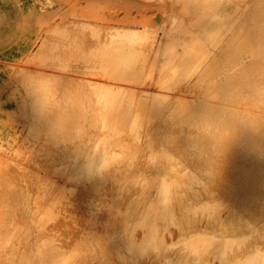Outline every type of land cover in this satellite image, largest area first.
Returning <instances> with one entry per match:
<instances>
[{"label":"rangeland","instance_id":"1","mask_svg":"<svg viewBox=\"0 0 264 264\" xmlns=\"http://www.w3.org/2000/svg\"><path fill=\"white\" fill-rule=\"evenodd\" d=\"M234 1L243 23L264 29V0ZM192 6L178 0H0V264H264V136L239 142L238 130L246 119L264 127V66L254 74L255 89L240 83L230 95L209 61L188 74L175 72L164 47L174 21L195 13ZM123 29L142 35L135 45L149 54L138 84L113 83L102 72L111 34ZM105 86L127 96L112 126L99 117ZM154 100L160 113L135 122L141 105ZM53 127L66 131L60 135ZM85 152H98L96 173L78 181L70 172Z\"/></svg>","mask_w":264,"mask_h":264},{"label":"bare ground","instance_id":"2","mask_svg":"<svg viewBox=\"0 0 264 264\" xmlns=\"http://www.w3.org/2000/svg\"><path fill=\"white\" fill-rule=\"evenodd\" d=\"M177 1V0H176ZM178 3L181 4H185V5H193L192 7L195 9V13L191 14L189 16H187V20H182V22L180 21H174L175 22V26L172 24V26H174V31H172V33L168 34V38L166 41V45H165V51L169 50V59L172 61L171 65L174 66V71H183L185 74H188L190 71H194L195 69H198L199 67H201L205 62H210V71L211 72H217L216 75H221L222 76V80L225 83V88L223 89V91H225V93H227L228 95L232 94L233 92H235L237 90V86H239V84L241 83L242 85H247L249 87L253 89H255L254 85L252 83L255 82L254 79V74L257 71L258 66L261 64L264 66V29H262V27L259 29V31H257L256 29H251L250 27L253 26V24L248 21V19H246L248 21L247 23H243L241 21V16L242 15H238V11L240 10V5H238L237 3H235L234 0H178ZM229 4L230 7H229ZM231 9V11L229 10ZM184 21V22H183ZM173 22V23H174ZM240 22V25H238V23ZM255 26V25H254ZM129 30L131 29H123L122 31L119 30L113 34H111V38L108 41V45L106 48V52L104 55V60L106 61V63L103 65V74H105L111 81H113V83H135L138 84L139 83V79L141 78L143 71H144V67L146 65V62L148 61V57L149 54L148 52H142L139 51L137 49V46L141 45V43H139V45H135L138 41H141L139 39V34L135 35V34H131L129 32ZM171 32V31H170ZM180 34V35H179ZM183 36L186 35L189 37V39H182V38H178V36ZM145 36V35H144ZM143 36V37H144ZM147 36V35H146ZM145 36V37H146ZM149 36V35H148ZM144 37V38H145ZM149 38V37H148ZM148 38L143 39V42L145 43L146 40H148ZM145 40V41H144ZM142 43V44H144ZM163 45V44H162ZM196 46H199L200 49L205 51H200L201 53L197 52L196 50L198 48H196ZM140 48V47H139ZM161 48V47H160ZM183 49V52H180L179 49ZM158 49L156 50V52H158ZM199 51V50H198ZM162 52V50H161ZM159 53V52H158ZM155 55H159V54H155ZM155 57V56H154ZM179 59V60H178ZM246 59H249V63L246 62ZM156 60V57L155 59ZM160 60V59H159ZM178 61V62H177ZM208 62V63H209ZM155 63V62H154ZM153 62L152 64L155 65ZM206 63V64H208ZM159 65V64H158ZM153 67V66H152ZM204 67V66H203ZM222 68V70H221ZM202 69V68H201ZM156 70V69H155ZM158 70V68H157ZM207 73V72H205ZM204 73V74H205ZM154 74V72H153ZM198 74V73H197ZM211 74V73H209ZM198 76V75H197ZM207 76V75H206ZM181 77V75H180ZM197 78V77H196ZM214 78V77H213ZM212 78V79H213ZM167 79V78H165ZM164 79V80H165ZM195 79V78H194ZM158 82V80H156ZM169 82V81H168ZM192 82V81H191ZM221 82H219L221 84ZM179 83V82H178ZM180 83L181 80H180ZM190 83V82H189ZM193 83V82H192ZM200 83V81H199ZM202 83V82H201ZM200 83V84H201ZM213 83V82H212ZM156 84V83H155ZM161 84V83H160ZM206 84V83H205ZM128 85V84H127ZM149 85V84H148ZM176 85V84H175ZM174 85V86H175ZM182 85V84H181ZM185 85V84H184ZM223 85V84H222ZM119 86V85H118ZM130 86V85H129ZM132 86V85H131ZM152 86V84H151ZM172 86V85H171ZM183 86V85H182ZM193 86V84H192ZM208 86V85H207ZM219 85L216 86V89ZM121 87V86H120ZM127 87V86H126ZM139 87V86H138ZM154 87V85L152 86V88ZM185 87V86H184ZM189 87V86H188ZM203 87V85H202ZM124 88V87H123ZM157 88V87H156ZM154 88V89H156ZM170 88V86H169ZM196 88V86H195ZM201 88V86H200ZM205 88V87H204ZM210 88V87H209ZM219 88V87H218ZM222 88V87H221ZM122 89V88H121ZM120 89V92H122ZM159 89V88H158ZM173 89V88H172ZM175 89V87H174ZM181 89V88H180ZM190 89V88H189ZM194 89V88H193ZM192 89V90H193ZM199 89V88H197ZM220 89V88H219ZM218 89V90H219ZM241 89V88H239ZM256 89H258L256 87ZM118 90V89H116ZM114 91L112 89V87H103V89L100 90V98L98 100V104L101 105V107L103 108V110L100 112L99 117L104 119V122L108 125L110 123L111 125V121H113L114 115L117 113V108L118 110L122 108V105H124V101L125 99H122L121 97H127L126 96V92H123V95H119L120 92L118 93V91ZM152 90V89H151ZM168 90V89H167ZM205 89H199V91H202ZM251 90V91H252ZM161 91V90H160ZM159 91V92H160ZM163 92L165 90H162ZM191 91V90H190ZM207 91V90H206ZM221 91V89H220ZM255 91V90H254ZM142 92V91H141ZM183 92V90H182ZM193 92V91H192ZM125 93V95H124ZM147 93V92H146ZM145 93V95H146ZM151 93V92H150ZM165 93H171V91L165 92ZM178 93V92H177ZM213 93H217V92H213ZM211 93V94H213ZM219 93V91H218ZM143 94V93H142ZM163 94V93H162ZM193 94V93H192ZM176 95V94H175ZM188 95V94H187ZM186 95V96H187ZM209 95V94H208ZM129 96V95H128ZM172 96V95H171ZM181 96V95H179ZM184 96V95H182ZM181 96V98H182ZM185 96V97H186ZM251 96V95H250ZM253 96V95H252ZM135 97V96H134ZM147 97V96H146ZM188 97V96H187ZM201 97V96H200ZM121 98V100H119ZM189 98H192L189 97ZM196 100V97H193ZM134 99V98H133ZM177 99V98H176ZM180 99V98H179ZM183 99V98H182ZM248 99V98H247ZM254 99V98H252ZM141 100V97H139V99H137V101ZM144 100V99H143ZM204 100V97L203 99ZM206 100V98H205ZM245 100V99H244ZM132 101V99H131ZM182 101V100H181ZM208 101V100H207ZM204 103V102H203ZM202 103V104H203ZM210 103V102H209ZM180 106V103H177ZM192 104V103H191ZM211 104V103H210ZM131 105V104H130ZM170 105V104H169ZM246 105V104H245ZM136 106V105H135ZM160 106V107H158ZM175 108L177 105H174ZM215 106V104H214ZM218 106V105H217ZM230 106V105H229ZM228 106V107H229ZM100 107V106H98ZM129 107V106H128ZM132 107V105H131ZM129 107V109L131 110L132 108ZM210 107V105H209ZM216 107V106H215ZM220 107V105H219ZM219 107H216L214 109H216L215 111H217V109H219ZM237 107V106H236ZM239 107V106H238ZM126 108V107H125ZM179 108V107H178ZM181 109V108H180ZM184 109V108H183ZM212 109V108H211ZM221 109V108H220ZM225 109V108H224ZM234 109V108H232ZM239 109V108H238ZM123 110V109H122ZM135 110V109H134ZM173 110V109H172ZM175 110V109H174ZM201 110V109H200ZM199 110V111H200ZM205 110V109H204ZM203 110V111H204ZM126 111V109H125ZM161 111V104L159 102V100H154L151 103H144L141 105V110L139 111L138 116L135 118V122H140L142 121L143 117L147 114L150 113L151 115H157L159 114ZM181 112V110H179ZM185 111V110H184ZM193 111V109H192ZM196 111V109H195ZM213 111V110H210ZM209 111V112H210ZM224 110H222L223 112ZM243 111V109H242ZM127 112V111H126ZM170 112V110H169ZM168 112V113H169ZM178 112V111H177ZM178 112V113H180ZM183 112V110H182ZM225 112V111H224ZM238 112V111H237ZM250 112V111H249ZM252 112V111H251ZM124 113V112H123ZM132 113V112H131ZM174 113V112H173ZM185 113V112H184ZM188 116L191 114V112H188ZM199 113V112H198ZM201 113V112H200ZM212 113V112H211ZM220 113V112H219ZM232 115V112H230ZM236 113V112H235ZM256 113V112H254ZM196 114V113H195ZM202 114V113H201ZM200 114V115H201ZM206 114V113H205ZM223 114V113H222ZM242 114H246V112L242 113ZM121 115V114H120ZM180 115V114H179ZM183 115V114H182ZM186 115V114H185ZM204 115V114H203ZM207 115V114H206ZM216 115V114H215ZM214 115V116H215ZM226 115V114H225ZM260 115H262L260 113ZM171 116V115H170ZM174 116V115H172ZM178 118V115H176ZM198 117V115H196ZM230 116V114H229ZM233 116V115H232ZM98 117V118H99ZM132 117V116H131ZM161 117V116H160ZM158 117V118H160ZM166 117V116H165ZM184 117V115L182 116ZM186 117V116H185ZM195 117V115H194ZM193 117V118H194ZM203 117V116H202ZM208 117V116H207ZM256 117V116H255ZM100 118V120H101ZM122 118V117H120ZM152 118V117H151ZM175 118V117H174ZM180 118V117H179ZM187 118V117H186ZM232 118V117H231ZM258 118V116H257ZM33 119V118H32ZM125 119V118H124ZM168 119V114H167V118H165V120ZM173 119V118H172ZM189 119V118H187ZM195 119V118H194ZM205 119V116H204ZM207 119V118H206ZM214 119H216V117H214ZM226 119V118H225ZM239 119V118H238ZM121 121V119H119ZM131 120V119H129ZM156 119H154L155 122ZM171 121V119H168ZM166 120V121H168ZM174 120V119H173ZM192 116H191V122L189 120L190 123H192ZM218 120V119H216ZM220 120V118H219ZM264 120V117L262 119V121ZM153 121V120H152ZM164 121V122H166ZM222 121V120H221ZM231 121V120H230ZM237 121V120H236ZM239 121V120H238ZM249 124H247V122ZM246 121H241L240 124H238V130H242V135H240L239 138V142H245L247 140H252L253 138V142H255L256 138L261 137L260 135L264 136V127L260 124V123H256L255 120H251V119H246ZM261 121V122H262ZM8 122V121H7ZM117 122V121H116ZM148 122V121H147ZM163 122V121H162ZM194 122V121H193ZM9 123V122H8ZM15 123V122H14ZM125 123V122H124ZM153 123V122H152ZM174 123V122H173ZM222 123V122H220ZM116 124V123H115ZM146 124V123H145ZM148 124H150L148 122ZM171 124V123H170ZM175 124V123H174ZM212 124V123H211ZM81 124H79L80 127ZM117 125V124H116ZM127 125V124H126ZM173 125V124H172ZM249 125V126H248ZM105 126V125H104ZM115 126V125H114ZM113 126V127H114ZM160 126V125H159ZM176 126V125H175ZM201 126L202 123H201ZM237 126V125H236ZM75 127H78L75 126ZM119 127V126H118ZM221 127V126H220ZM219 127V128H220ZM226 127V126H225ZM55 128V129H54ZM81 128H83L81 126ZM117 128V127H116ZM222 128V127H221ZM235 128V127H234ZM52 129H54V131L56 129H60L62 131V128H58V127H53ZM51 129V130H52ZM104 129V128H103ZM111 128H109V132ZM124 129V128H123ZM128 129V128H127ZM158 129V127H157ZM47 130V129H46ZM59 130V131H60ZM64 130V129H63ZM72 130V129H71ZM136 130V129H134ZM142 130V129H141ZM160 130V129H158ZM204 130V129H203ZM220 130H225V129H220ZM227 130V129H226ZM230 129H228L227 131H229ZM53 131V130H52ZM51 131V132H52ZM58 132V130L56 131L57 133H63L66 130L62 131V132ZM70 132V130L67 129V132ZM85 131V130H84ZM116 131V129H115ZM128 130H126L127 132ZM137 131V130H136ZM231 131V130H230ZM229 131V132H230ZM263 131V132H262ZM125 132V131H124ZM132 132H134L132 130ZM156 132V131H155ZM163 132V131H162ZM45 133V132H44ZM112 134L114 132H111ZM117 133H119L121 135V133L118 131ZM123 133V132H122ZM161 133V132H160ZM235 133V132H234ZM232 133V135L234 134ZM237 133V132H236ZM263 133V134H260ZM67 135L69 133H66ZM125 134V133H124ZM132 134V133H131ZM158 134V133H157ZM30 135V134H29ZM28 135V136H29ZM61 135V134H60ZM65 135V134H63ZM117 135V134H116ZM228 135V134H227ZM70 136V135H68ZM78 135L74 136L77 137ZM87 135H84V137ZM162 136V135H161ZM226 137V135H224ZM223 136V137H224ZM230 136V135H228ZM49 137V136H48ZM62 137V136H61ZM60 137V138H61ZM64 137V136H63ZM66 137V135H65ZM83 137V138H84ZM156 137V136H154ZM234 138L235 135L233 136ZM74 139L72 136L67 137V139ZM116 138V137H115ZM127 138V137H126ZM131 138V137H129ZM158 138V137H157ZM167 138V136H166ZM227 138V137H226ZM36 139H38L36 137ZM40 139V137H39ZM68 139V140H69ZM78 140V138H76ZM75 139V140H76ZM142 139V138H141ZM159 139V138H158ZM157 139V140H158ZM179 139V138H178ZM216 139V138H215ZM262 139V138H261ZM160 140V139H159ZM165 140V137H164ZM199 140V139H198ZM227 140V139H226ZM225 140V142H226ZM235 140V139H233ZM40 141V140H39ZM67 141V140H65ZM68 142V141H67ZM108 142V141H107ZM119 142V141H118ZM117 142V143H118ZM224 142V141H223ZM258 142V140H257ZM49 143V142H48ZM151 143V142H150ZM211 143V142H210ZM221 143V142H220ZM251 144V142H249ZM38 144V143H37ZM86 144V143H85ZM108 144V143H106ZM152 144V143H151ZM212 144V143H211ZM219 144V143H218ZM225 144V143H224ZM235 144V143H234ZM240 143H238L239 145ZM247 144V142H246ZM143 145V144H142ZM217 145V144H216ZM229 145V144H228ZM39 146V145H38ZM213 146V145H212ZM227 146V145H226ZM249 146V145H248ZM253 146V145H252ZM142 147V146H141ZM145 147V146H144ZM238 147V146H237ZM246 147V146H244ZM243 147V148H244ZM100 148V146H99ZM176 148V147H175ZM242 148V147H241ZM250 149V146L248 147ZM247 148V149H248ZM257 148V147H256ZM18 149V148H17ZM16 149V150H17ZM134 149V148H133ZM142 149V148H141ZM170 149V148H169ZM183 149V148H182ZM245 149V148H244ZM248 149V150H249ZM50 150V149H49ZM68 150V149H67ZM131 150V149H130ZM153 150V149H152ZM229 150V149H228ZM252 150V149H251ZM22 151V150H21ZM35 151V150H34ZM53 151V150H52ZM133 151V150H132ZM138 151V150H137ZM158 151V150H157ZM232 151V150H231ZM139 152V151H138ZM153 152V151H152ZM221 152V151H219ZM13 153V152H12ZM23 153V152H22ZM77 153V151H76ZM134 153V152H131ZM115 154V153H114ZM137 154V153H136ZM139 154V153H138ZM153 154V153H152ZM168 154V153H167ZM171 154V153H170ZM170 154H168L169 158L171 157ZM199 154V153H198ZM125 155V154H124ZM28 156V155H27ZM83 156H85V158L83 157L82 161L80 163H78L72 170H71V175L73 176V178L75 180H81V178L87 173L88 175H92L95 176L96 173V166H97V161H98V152H85L83 153ZM113 156V154H112ZM117 156L116 154L114 155V157ZM166 156V155H165ZM164 156V157H165ZM113 157V160L116 158ZM160 158V157H159ZM163 158V157H162ZM117 159V158H116ZM128 159V158H126ZM174 159V158H173ZM112 160V159H111ZM169 160V159H168ZM167 160V161H168ZM179 159H177L178 161ZM121 161V159H120ZM123 161V160H122ZM126 161V160H125ZM124 161V162H125ZM159 161V160H158ZM114 163V161H113ZM159 163V162H158ZM168 163V162H167ZM156 164V162L154 163ZM158 165V164H156ZM113 166V165H112ZM180 166V165H179ZM176 169V167H175ZM188 169V168H187ZM219 170V169H218ZM108 171V170H107ZM116 171V170H115ZM188 171V170H187ZM243 171V170H242ZM219 172V171H218ZM109 173V172H108ZM190 173V172H189ZM210 173V171H209ZM208 173V174H209ZM183 174V173H182ZM188 174V173H187ZM192 174V173H191ZM195 174V173H194ZM186 176V175H185ZM189 176V175H187ZM194 176V175H192ZM137 177V176H136ZM146 177V176H145ZM181 177V176H180ZM197 177V176H196ZM199 177V176H198ZM197 177V178H198ZM138 178V177H137ZM184 178V177H183ZM141 179H144L143 177ZM147 179V178H146ZM188 179V178H187ZM196 179V178H195ZM136 180H134L135 182ZM183 183L185 182L184 180H182ZM201 181V180H200ZM199 181V182H200ZM98 182V181H97ZM138 182V180H137ZM189 182V181H188ZM139 183V182H138ZM182 183V184H183ZM196 183V182H195ZM181 184V185H182ZM185 184V183H184ZM183 184V185H184ZM203 185V184H202ZM149 186V185H148ZM151 186V185H150ZM180 186V184H179ZM185 186V185H184ZM189 186V185H188ZM196 186H198L196 184ZM141 187V186H139ZM146 187V186H145ZM187 187V186H186ZM192 187V186H191ZM207 187V186H206ZM205 187V188H206ZM98 188V187H97ZM142 188V187H141ZM91 189V188H90ZM148 189L151 188H147ZM190 189V187H189ZM143 190V189H142ZM146 190V189H145ZM204 190V189H203ZM144 191V190H143ZM217 193V192H216ZM233 193V192H232ZM213 194V193H212ZM221 198V197H220ZM221 201V200H219ZM205 203V202H204ZM222 203V201H221ZM253 203V202H252ZM203 204V203H201ZM53 205V204H52ZM199 206V205H198ZM196 206V207H198ZM225 206V205H224ZM227 207V206H226ZM199 209V208H197ZM224 209V208H223ZM202 210V208L200 209ZM210 210V209H209ZM208 210V211H209ZM220 210V209H219ZM222 210V209H221ZM220 210V211H221ZM147 211V210H146ZM210 212V211H209ZM219 212V211H218ZM223 212V210H222ZM225 212V209H224ZM223 212V213H224ZM207 213V212H206ZM214 213V212H213ZM221 214V213H220ZM201 215V214H200ZM204 215V213L202 214ZM212 215V214H211ZM205 216V215H204ZM215 216V215H214ZM210 217V216H209ZM51 218V217H50ZM49 218V219H50ZM223 218V217H221ZM220 222V221H219ZM241 222V221H239ZM220 224V223H219ZM253 224V223H251ZM222 225V224H221ZM219 225V226H221ZM252 228V226H251ZM19 231V229H18ZM88 231V230H87ZM157 231V230H156ZM209 231V230H208ZM252 231V230H251ZM93 232V231H91ZM211 232V231H210ZM83 233V232H82ZM90 233V232H89ZM252 233V232H251ZM200 234V233H198ZM254 234V233H253ZM257 233H255L256 235ZM89 235V234H88ZM87 235V236H88ZM170 235V234H169ZM205 235V234H204ZM209 235V234H208ZM250 235V234H248ZM25 237V235H24ZM165 237V236H164ZM163 237V238H164ZM175 238L174 236H170ZM184 237V236H183ZM202 237V236H201ZM245 237V236H244ZM162 238V239H163ZM173 238H171L173 240ZM227 238H233V237H227ZM237 238V237H234ZM153 239V238H152ZM176 239V238H175ZM201 239V238H200ZM204 239V238H203ZM216 239V238H215ZM223 239V238H222ZM251 239V238H249ZM263 239V238H262ZM114 240V239H113ZM221 240V239H220ZM226 241V239H224ZM237 240V239H236ZM46 240H44L45 242ZM164 241V240H163ZM161 240V244H163V242ZM193 241V240H192ZM204 241V240H203ZM202 241V242H203ZM214 241H217L214 240ZM234 241V240H233ZM240 242V239L238 240ZM263 241V240H262ZM42 242V241H41ZM133 242V241H132ZM166 242V239H165ZM164 242V243H165ZM195 242V241H194ZM243 242V241H242ZM171 243V242H170ZM212 243V242H210ZM207 243V244H210ZM245 242H243L244 244ZM47 243H45L44 245H46ZM50 243H48L49 246ZM135 244V243H134ZM142 244V243H141ZM195 243H193L194 245ZM202 244V243H201ZM200 244V246H201ZM204 244V243H203ZM215 244V243H214ZM224 243H221V246H223ZM109 245V244H108ZM213 245V244H211ZM237 245V244H236ZM45 246V247H46ZM161 246V245H160ZM164 246V245H162ZM173 247V245H171ZM203 246V245H202ZM205 246V245H204ZM221 246H217L221 249ZM111 247V246H110ZM133 247V246H132ZM131 247V248H132ZM166 247V245L164 246V248ZM170 247V246H169ZM171 247V248H172ZM191 247V246H190ZM195 247V245H194ZM216 247V248H217ZM225 247V244H224ZM264 247V245H263ZM107 248V247H106ZM163 248V247H162ZM192 248V247H191ZM205 248H208L205 247ZM204 248V250H205ZM241 248V247H240ZM261 248V247H259ZM144 249V248H143ZM148 249V248H147ZM167 248H165L164 250H166ZM210 249V245L208 250ZM227 249V248H226ZM225 249V250H226ZM234 249V248H233ZM236 249V248H235ZM238 249V247H237ZM50 250H52V248H50ZM135 250V248H134ZM149 250V249H148ZM161 250V249H160ZM207 250V251H208ZM225 250L223 251L225 254ZM261 250V249H260ZM116 251V250H115ZM114 251V252H115ZM137 251H139V248L137 249ZM136 251V252H137ZM144 252V250H141ZM163 251V250H162ZM206 251V250H205ZM218 252H220V250H217ZM230 250H228L229 252ZM234 251V250H233ZM46 252V251H44ZM54 252V250H53ZM64 252V251H63ZM113 252V253H114ZM150 252V251H148ZM146 252V253H148ZM184 252V251H183ZM216 251H214L213 253H218ZM222 252V253H223ZM227 252V253H228ZM232 252V251H231ZM264 252V251H263ZM55 253H59V252H54ZM132 253V252H131ZM135 253V252H134ZM132 253V254H134ZM187 252H184L183 254H185ZM221 253V252H220ZM233 253V252H232ZM8 254H10L8 252ZM43 254V253H42ZM47 254V252H46ZM45 256L43 257H46ZM48 254V255H49ZM129 254V253H127ZM151 254V253H150ZM162 254V253H161ZM193 254V253H192ZM196 254V253H195ZM203 254H205L203 252ZM223 254V255H224ZM230 254V252L228 253ZM227 254V255H228ZM123 255V254H122ZM216 255H221V254H216ZM129 256V255H128ZM131 256V255H130ZM141 256V255H139ZM143 256V255H142ZM141 256V257H142ZM210 258H212V255H209ZM215 256V254H214ZM213 256V257H214ZM252 256V255H251ZM264 257V253L262 255ZM8 257V256H7ZM10 257V256H9ZM42 257V258H43ZM127 257V256H126ZM133 257V256H132ZM132 257H130V260L132 261ZM248 257V256H247ZM250 257V256H249ZM61 258V257H60ZM144 258V257H143ZM200 258V256H199ZM215 260L218 259V257H214ZM213 258V259H214ZM221 258V257H220ZM45 259V258H43ZM58 258L54 259L57 260ZM141 259V258H139ZM171 259V258H170ZM262 259V258H261ZM263 260V259H262ZM12 261V260H11ZM214 261V260H213ZM220 261V259L218 260ZM260 261V259H259ZM166 262V261H165ZM168 262V260H167ZM166 262V263H167ZM247 262V261H246ZM214 263V262H213ZM258 263V262H257ZM260 263V262H259ZM56 264V263H53ZM110 264V263H109ZM114 264V263H113ZM211 264V263H210ZM256 264V263H255ZM263 264V263H262Z\"/></svg>","mask_w":264,"mask_h":264},{"label":"crops","instance_id":"3","mask_svg":"<svg viewBox=\"0 0 264 264\" xmlns=\"http://www.w3.org/2000/svg\"><path fill=\"white\" fill-rule=\"evenodd\" d=\"M14 8V6H12Z\"/></svg>","mask_w":264,"mask_h":264}]
</instances>
